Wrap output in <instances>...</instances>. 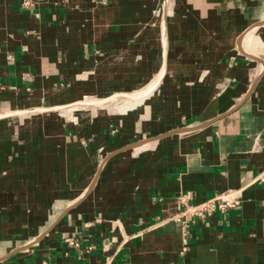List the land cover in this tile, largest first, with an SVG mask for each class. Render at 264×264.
<instances>
[{
	"label": "crops",
	"instance_id": "1",
	"mask_svg": "<svg viewBox=\"0 0 264 264\" xmlns=\"http://www.w3.org/2000/svg\"><path fill=\"white\" fill-rule=\"evenodd\" d=\"M24 2L0 0V264H264V0ZM228 190L182 254L179 197Z\"/></svg>",
	"mask_w": 264,
	"mask_h": 264
},
{
	"label": "built area",
	"instance_id": "2",
	"mask_svg": "<svg viewBox=\"0 0 264 264\" xmlns=\"http://www.w3.org/2000/svg\"><path fill=\"white\" fill-rule=\"evenodd\" d=\"M24 4H28L25 0ZM188 195L179 197L183 209L175 220L180 224L183 238L182 254L189 251V228L198 220H204L214 216L216 213L228 214L235 210L240 204V190H228L218 197L205 200L200 204H190Z\"/></svg>",
	"mask_w": 264,
	"mask_h": 264
},
{
	"label": "rangeland",
	"instance_id": "3",
	"mask_svg": "<svg viewBox=\"0 0 264 264\" xmlns=\"http://www.w3.org/2000/svg\"><path fill=\"white\" fill-rule=\"evenodd\" d=\"M264 22V21H263ZM263 22H258V23H255V24H253V25H251L250 27H249V29L248 30H250L251 28H253V27H255L256 25L258 26L257 28H259V30L257 31V33H255V32H253V31H249L248 32V34L250 33V32H253V33H251L250 35L251 36H260L258 33H260L261 31H263L264 30V23ZM259 24V25H258ZM248 38V37H247ZM245 40V39H244ZM247 41V39L245 40V42ZM254 41H253V38H251V41L250 42H247V47L245 46V45H243L244 47L242 48V49H245L246 50V54H249V55H255V53H254V50H253V47H250V45L248 44V43H250V44H254L253 43ZM249 45V46H248ZM246 47V48H245ZM248 52V53H247ZM153 89V88H152ZM152 89H150L149 90V92L147 93V94H149L151 91H152ZM118 94H124V95H129V94H131V92H121V93H118ZM146 94V95H147ZM135 95H137V94H135ZM89 97V96H88ZM86 97V98H84V100H87V99H97V97H94V96H91V97ZM91 103V102H99L100 104H108V107H116V108H118V110H119V112H121V113H123V112H125V111H128V110H130V109H133V108H135L137 105H139L140 104V102H137V101H133L132 99H129V98H125V96L124 97H118L117 98V96H116V98L115 99H111V98H108V99H104V100H94V101H91V100H87V103ZM87 103H83V102H79V103H76L77 105H76V107L75 106H73L74 108H71L70 110H69V114H68V112H66V111H60V109H59V112H58V120L59 121H57V124L58 125H60L61 124V120L60 119H63L64 121H65V123L66 124H71L72 126H75L76 124H77V122H78V118H79V114H81V112L82 111H86V110H89V107H91V104L89 105V104H87ZM122 103V104H121ZM58 111V110H57ZM64 115V116H63ZM35 116V115H34ZM65 116H67V118H69V119H67ZM69 116V117H68ZM27 117H32L31 115H27V116H23V117H19V118H21V119H18V121H17V123H18V126H17V129L20 127V129H28V128H31L30 127V125L34 122L32 119H26ZM38 124L39 123H41L42 125H43V127H45V128H54L53 127V125H52V123H51V121H46V120H44V121H42V122H40V120L37 122ZM38 127V126H37ZM42 127V126H41ZM139 152V151H138ZM91 186H93V185H91Z\"/></svg>",
	"mask_w": 264,
	"mask_h": 264
},
{
	"label": "bare ground",
	"instance_id": "4",
	"mask_svg": "<svg viewBox=\"0 0 264 264\" xmlns=\"http://www.w3.org/2000/svg\"><path fill=\"white\" fill-rule=\"evenodd\" d=\"M264 23V22H263ZM259 25V24H258ZM255 27H257V25L255 26ZM253 29V28H252ZM252 29H250V30H252ZM249 30V31H250ZM248 31V32H249ZM248 32H246L245 34H244V36H246L247 34H248ZM245 38V37H244ZM243 41H244V39H243ZM241 47H243V42L241 43ZM150 90V89H149ZM149 91H146V92H144L143 94L144 95H146L147 93H148ZM139 95H142V94H137V95H128V97L127 96H125V97H127V98H129V99H136V98H139V97H141V96H139ZM124 97V96H123ZM116 98V96L115 97H113V98H111V99H115Z\"/></svg>",
	"mask_w": 264,
	"mask_h": 264
},
{
	"label": "water",
	"instance_id": "5",
	"mask_svg": "<svg viewBox=\"0 0 264 264\" xmlns=\"http://www.w3.org/2000/svg\"><path fill=\"white\" fill-rule=\"evenodd\" d=\"M142 143L140 142V143H138V144H136V145H141ZM135 144L133 145V147H135L136 146Z\"/></svg>",
	"mask_w": 264,
	"mask_h": 264
}]
</instances>
